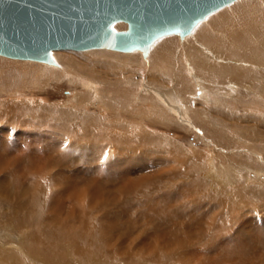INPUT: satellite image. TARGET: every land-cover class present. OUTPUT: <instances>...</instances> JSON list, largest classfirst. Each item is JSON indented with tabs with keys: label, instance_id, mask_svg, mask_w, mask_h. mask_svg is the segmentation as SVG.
<instances>
[{
	"label": "rangeland",
	"instance_id": "1",
	"mask_svg": "<svg viewBox=\"0 0 264 264\" xmlns=\"http://www.w3.org/2000/svg\"><path fill=\"white\" fill-rule=\"evenodd\" d=\"M219 12L185 40H159L147 58L138 52L55 51L57 66H48L0 56V182L17 194V183L39 181L47 201L62 202L53 215L68 231L78 230L73 194L88 200L103 191L95 203L104 206L84 205L91 218L117 222L106 233L108 246L125 261L148 248L160 223L150 229L136 219L127 230L123 211L146 196L141 209L150 211L167 196L169 206L183 208L176 222L200 223L188 237L207 233L193 243L186 262L264 264V0H238ZM224 12L228 17L213 26ZM203 32L216 38L213 45L200 37ZM1 205L0 213L10 215L9 205ZM2 214L0 251L16 254L22 264H45L21 252L25 234L6 227ZM210 233L249 249L231 259L203 253L199 248Z\"/></svg>",
	"mask_w": 264,
	"mask_h": 264
},
{
	"label": "water",
	"instance_id": "2",
	"mask_svg": "<svg viewBox=\"0 0 264 264\" xmlns=\"http://www.w3.org/2000/svg\"><path fill=\"white\" fill-rule=\"evenodd\" d=\"M238 0H0V56L57 66L54 51L109 50L147 58L163 38L189 37ZM126 28L117 30L115 25Z\"/></svg>",
	"mask_w": 264,
	"mask_h": 264
},
{
	"label": "bare ground",
	"instance_id": "3",
	"mask_svg": "<svg viewBox=\"0 0 264 264\" xmlns=\"http://www.w3.org/2000/svg\"><path fill=\"white\" fill-rule=\"evenodd\" d=\"M218 13L220 12L218 11ZM226 13L227 12L222 13V15L220 16V20L219 18H214L212 21V25H221V21L228 17ZM208 20L210 19L208 18ZM207 34L208 35H205V32H203L200 37H202L203 39V37L207 36V39H205L204 42L208 44L211 43L213 45L216 38H214L213 36L212 38L209 32H207ZM236 38L237 40L239 39L238 36ZM239 42H241V45L243 44L246 47H250L248 46L250 43V41L248 40H242ZM234 43L238 44V42ZM164 45H158V50H161L162 46ZM222 46L226 45L221 43V47ZM225 49L227 48H224L223 50ZM254 49H256V46L252 48V50ZM230 51H232L230 53L231 55L232 53H235V51H233L231 48ZM206 54H209L208 50ZM152 57H155V54H153ZM61 77L64 78L63 76ZM90 85L91 84H89V86ZM98 87L99 86H97L96 88ZM32 177L33 176L31 175L29 176V178L31 179ZM41 185L42 184L37 180H34L33 184L27 186L23 185V187L22 184L17 183L14 186L19 187L21 190H19L16 194L17 191L15 192L13 190V186L11 184L5 181H1L0 191L5 194V198H0V205H9L11 213L8 216L6 214H0L5 216L6 221L3 224L6 227L12 228L15 231L17 230L18 232L25 234L21 252L32 257L34 256L35 259L41 260L45 264H192L190 261L186 262L185 260H187L186 257L191 253V250H194L192 248L193 243L197 241L202 242L207 237L206 232H202V234H196L195 238L188 237L191 230L197 225H200V223L195 222V220L193 223L176 222V218L180 213L183 212V208L179 207L178 210L177 207L172 208L171 206H169L168 201L170 200L167 198V196L165 198L163 197L162 201H160L162 198L159 199L160 202L157 200V202L159 203H155L156 200L154 201L153 199H151V202L154 201L151 206L155 207H151L150 211H142V206L149 201L146 200V196L144 197V203L137 204L136 206L137 208H140V211L137 212L136 207H128L124 210L125 212L123 211V213L128 212L129 216V221L125 223V226L127 230H131L135 227L136 224H138L136 219L143 218V220H146L145 226L148 225L149 228H153L154 222H158L156 226H158V224L160 223L159 227H161L162 229H160L159 227L155 228L153 230L154 237L149 239V241L147 242L148 248L144 249L146 247L145 246L143 249H139L137 251L139 252L138 255L131 256L133 260L128 259L125 261L112 255V253L115 252L116 249H113L114 247L112 248L113 245L111 246V242L108 246L110 238H107L106 233L111 229H115L117 227V222L115 220L103 222L102 218L101 220L97 218L93 219L91 218L92 216L88 215V212H90V210L87 211L88 206L93 205L92 207H94L96 210L99 209L100 206H104L100 202L95 203V197H102L103 191L100 192L98 190L97 193L95 192L94 197L88 200H86L85 194L83 193L75 192L73 194V198L76 199L75 203L79 202V204L76 205L75 209L79 213V218L75 220V222L78 224V230L68 231L70 227L61 222L59 218H55V216L53 215L54 212H58L59 209L63 207L61 204L62 202L56 201V203H54L51 200L47 201L44 190L40 188L42 187ZM13 192L15 194H13ZM124 197L126 200L129 199L130 195L124 194ZM121 199L122 196H120V194L117 197L114 196V203H119ZM86 202H88L87 207L86 205H84L86 204ZM92 211L94 210L92 209L91 212ZM148 217L151 218L150 221H148ZM168 224H171V226H168ZM94 225L99 226V229H96ZM168 228H171L172 235H170V231L168 230ZM220 230L223 231H221L222 233L225 232V229L223 227H221ZM144 232L145 231H143V233ZM182 232H184V235L180 237L179 235H181ZM208 237L210 241H208V243H206L205 245H201V247L199 248V250L203 253H223L226 254L225 257L231 259L233 255L236 256V253L239 257L244 255L247 249H249V246H247L246 244H241V246L239 244L240 242L238 244L235 242L230 243L228 242L229 240L226 241L224 239H219L218 237L212 236L211 233ZM119 240H121V238ZM215 244L217 245V247L215 246ZM69 259H73V261H70ZM143 261L145 262L142 263ZM0 264L22 263L20 257L16 256V254L0 251Z\"/></svg>",
	"mask_w": 264,
	"mask_h": 264
}]
</instances>
